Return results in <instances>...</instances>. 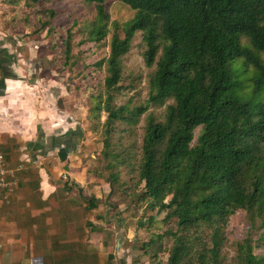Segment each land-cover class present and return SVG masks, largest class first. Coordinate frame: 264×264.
<instances>
[{"label": "trees", "instance_id": "16d2710c", "mask_svg": "<svg viewBox=\"0 0 264 264\" xmlns=\"http://www.w3.org/2000/svg\"><path fill=\"white\" fill-rule=\"evenodd\" d=\"M53 1L58 0H0L3 30L18 23L20 12L22 26L50 35L57 16L49 6ZM108 1L79 0L93 14L81 30L82 43L105 41ZM115 1L134 15L120 29L113 27L107 57L95 63L105 65L99 91L106 96L99 95L93 109L106 112L105 168L127 166L134 174L119 184L120 173L110 172L111 188L129 200L132 211L144 204L145 212L163 214L162 233L152 234L140 247L154 260L166 253L165 264H264V254H255L264 247V232L254 245L249 238L236 242L232 257L224 251L230 216L242 212L250 227L258 220L257 227L264 229V101L250 107L233 97L238 86L227 70L228 63L244 57L259 74L254 92L264 84V65L256 54L264 50V0ZM137 32L146 46L144 64H154L147 98L137 106L115 107L112 93L124 78L122 63ZM240 35L256 51L244 48ZM69 48L68 40L65 54ZM150 106L162 107L161 113L147 111ZM142 114L136 151L132 138ZM113 135L115 140L109 141ZM131 157L138 160L129 163ZM83 202L87 211L102 205L95 196ZM154 219L149 214L147 221L137 222V229ZM92 231L101 230L93 226Z\"/></svg>", "mask_w": 264, "mask_h": 264}, {"label": "rangeland", "instance_id": "374dc122", "mask_svg": "<svg viewBox=\"0 0 264 264\" xmlns=\"http://www.w3.org/2000/svg\"><path fill=\"white\" fill-rule=\"evenodd\" d=\"M49 6L55 8L57 15L54 21L50 23L52 25L50 35H45L43 31L32 32L30 27L22 26L21 22H23L24 16L23 14L20 15L19 12V16L15 19L18 23L10 25L9 29L5 31V36L8 34L11 39H23L20 46L27 52L26 57L25 55L24 57L29 60V64H27L29 75L36 68L34 75L37 79L40 78L41 84L50 86L54 82L53 85L56 86L52 91L49 89L50 87L46 91L54 93L52 95H54V102L58 108V115L64 120L53 134L60 136L67 128L77 132V144L69 155V160L59 166L62 170L61 173H65L59 181L60 183L64 182L70 188L71 179L74 180L76 176H80L74 180L76 185L81 184V187L78 188L79 196L82 195L85 199L92 196L101 198V209L98 210L97 208L98 211H95L102 213L101 222L103 226L101 227L104 229L101 233L110 244L111 255L114 257L113 264L120 260L123 261V264H165L166 253L159 255L154 260L150 251H144L140 247L152 234L162 233L164 227L159 219L162 218L163 214L156 216L153 211L145 212L144 204L140 209L132 211L131 207L128 206L129 200L122 198L118 192L113 191L115 187L111 188L110 186L108 176L110 172L120 173L117 181L119 184L127 183L126 181L130 180L134 174L129 172L127 166H121L119 169L105 168L107 161L103 158L105 149L103 140L106 134L103 123L106 112L103 107L100 108L99 113L93 109L99 95L102 99H105L106 96V93L99 91L104 79L105 65L102 63L96 67L95 63L107 57L109 52L108 36L113 27L120 29L133 18L134 12L115 0L108 1L106 4L109 15L108 32L105 41L102 42L103 40H101L98 45L94 46V42H81L85 37V32L81 30L84 25L91 23L93 14L82 7L79 0H58L57 2L53 1ZM3 12V7L0 4V28L2 29L1 16ZM68 31L69 36H67ZM118 33L121 37L122 33ZM133 37L132 47L122 63L124 78L116 88L117 90L112 93L110 104L115 107L123 104H129V107L137 106L147 98L148 73L153 69L154 64L150 67L144 64L146 46L140 33H135ZM68 40L70 50L66 52V56L65 47ZM240 43L244 48L252 52L256 51L253 50L246 36L240 35ZM256 54L261 60L260 64L264 65V50H257ZM245 63V58L241 57L227 65L233 82L238 86L233 90L232 96L241 102H247L250 107H254L264 101V84H261L260 91L254 92L259 74L255 66ZM37 69H40L39 73ZM43 88L46 89L47 87L43 86ZM147 111H151L157 116L161 113L162 107L155 109L150 106ZM142 115L132 138L136 151L143 132L144 114ZM110 139L109 141H114V135ZM135 159L138 160V157H131L128 162L133 163ZM65 170L68 172L66 173ZM139 189L140 186L136 190ZM81 200H83L82 197ZM105 203H108L109 209ZM95 211H92V214ZM149 214H153L155 219L150 222L149 226L137 229V222L140 220L147 221ZM105 218L109 220L106 221ZM250 225L248 217L242 212H238L233 217L230 216L227 220L224 228L227 239L224 251L228 257L233 256L236 242L249 238L254 245L258 236L264 232L263 228L257 227L258 220L254 221L252 227ZM95 226L98 227L96 224ZM113 227L115 232H113ZM117 237L119 238V247L116 243ZM169 245L170 242H164V246L168 247ZM255 254H264V247L260 246L255 249Z\"/></svg>", "mask_w": 264, "mask_h": 264}, {"label": "crops", "instance_id": "0c3cea01", "mask_svg": "<svg viewBox=\"0 0 264 264\" xmlns=\"http://www.w3.org/2000/svg\"><path fill=\"white\" fill-rule=\"evenodd\" d=\"M22 40L0 28V148L11 165L23 164L10 202L0 205V264H113L102 213L87 211L78 194L81 184L74 180L80 176L70 188L59 181L77 132L53 134L64 120L54 93L46 91L56 86L41 84L36 68L28 74Z\"/></svg>", "mask_w": 264, "mask_h": 264}, {"label": "built area", "instance_id": "2783aa9c", "mask_svg": "<svg viewBox=\"0 0 264 264\" xmlns=\"http://www.w3.org/2000/svg\"><path fill=\"white\" fill-rule=\"evenodd\" d=\"M1 146V144H0ZM23 164L11 165L0 148V205L8 204L17 185V174L22 170ZM2 245L0 244V248Z\"/></svg>", "mask_w": 264, "mask_h": 264}]
</instances>
